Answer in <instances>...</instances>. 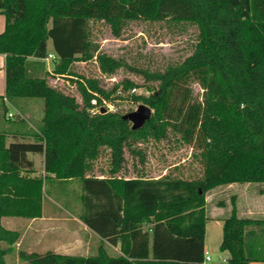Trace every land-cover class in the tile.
Returning <instances> with one entry per match:
<instances>
[{
    "label": "trees",
    "instance_id": "1",
    "mask_svg": "<svg viewBox=\"0 0 264 264\" xmlns=\"http://www.w3.org/2000/svg\"><path fill=\"white\" fill-rule=\"evenodd\" d=\"M0 14L5 18L1 106L6 110V102L17 99L44 103L40 128L25 131L32 141L9 142L6 130L0 129V264H7L20 238L1 219L41 218L46 186L70 182L80 192L78 219L102 240L119 242L121 255L109 256L101 244L86 257L18 251L20 261L202 264L206 195L232 184L264 186V0H0ZM138 20H170L197 31L191 54L180 63L163 71L134 70L145 83L156 84L148 96L131 97L153 111L142 128L131 130L122 114L88 112L94 93L109 98L119 86L135 87L132 81L105 92L95 79H77L80 104L47 84L41 60L48 56L49 41L56 57L53 74L72 77L75 62L95 58L100 72L110 76L123 65L99 51L89 24L103 22L119 38L126 23ZM190 82L202 90L201 101L192 99ZM168 131L199 151V178L120 175L126 173V150L144 164L135 144L165 140ZM100 148L110 157L102 178L93 174ZM30 154L43 157V175L33 176ZM219 251L229 255L220 264L264 262V220L238 217L233 198Z\"/></svg>",
    "mask_w": 264,
    "mask_h": 264
},
{
    "label": "rangeland",
    "instance_id": "2",
    "mask_svg": "<svg viewBox=\"0 0 264 264\" xmlns=\"http://www.w3.org/2000/svg\"><path fill=\"white\" fill-rule=\"evenodd\" d=\"M89 32L91 41L98 46L99 51L119 60L123 66L115 74L108 76L100 72L95 58L87 62H75L71 67L74 75L72 79L70 76L61 77V75L53 74L55 64L52 65L51 63L49 68L53 76L48 73L45 77L47 84L53 87V80L56 76H60L59 85L55 87L64 94L73 96L79 104L81 103V97L77 90V79L80 78L97 80L99 86L105 92H109L114 85L129 80L136 85V94L134 95L148 96L150 88H154L156 84L145 83L143 77L134 70L163 71L167 66L180 63L191 54L197 38L195 28L177 24L170 20L162 22L138 20L126 23L119 38L112 35L108 25L99 21L89 24ZM49 47H52L51 42ZM109 78L115 79V82L108 81ZM188 85L192 91V99L201 101L202 90L200 87L194 82H190ZM127 92L128 89L125 91V96L129 98ZM125 103L126 107L123 109L122 115L133 112L141 104L131 98L127 99ZM43 107L42 99H17L13 104H6V110L2 108L0 103V129L7 130L18 126L24 128V131L28 128L31 132H36L40 128L38 123L41 115H43ZM17 112L20 116L15 115L13 119H10L11 121L7 120L8 113L16 114ZM19 121L21 122L18 123ZM167 137V139L159 142L150 139L147 142L135 144L134 147L140 149L145 156L144 164H140L139 158L133 157L126 150L124 167L126 173L124 175L133 177L138 173H142L150 178L163 175L185 180L199 178L203 171L200 162L195 158L199 151L183 143L180 136L172 131H168ZM93 165L94 175L107 176L110 169V157L106 148H100L99 155ZM36 169L41 170L39 158L36 159ZM45 189L43 209L46 221L27 225V227L34 230H47L43 237L39 239L40 242L32 247L38 253L54 250L55 241L59 238V233H56L54 218H70L68 214L70 211L65 209L64 203L55 196L56 193H52L48 185ZM261 190H264V186L238 185L231 189L221 188L216 190L214 196L208 197V200L210 204L225 201L227 205H230L232 197L236 200L239 196L241 217L248 215L247 208L250 205L251 213L249 215H251V218L264 220V196L260 192ZM46 196H50L52 201L50 202ZM48 218L53 220L49 222ZM24 222L26 223V220L22 218H4L2 225L22 235ZM221 238V229L209 225L207 246L209 247L210 256L213 255L211 250H216L219 246ZM15 248V253L6 257V263L28 264L18 259V251H23L22 244H16Z\"/></svg>",
    "mask_w": 264,
    "mask_h": 264
},
{
    "label": "crops",
    "instance_id": "3",
    "mask_svg": "<svg viewBox=\"0 0 264 264\" xmlns=\"http://www.w3.org/2000/svg\"><path fill=\"white\" fill-rule=\"evenodd\" d=\"M5 29V18L3 15L0 14V34L4 31ZM49 43L47 45V52L48 55H52L54 58H49L48 56L41 60V62L44 64L45 70L47 73H51V70L49 66L56 63V57L53 52V48L49 47ZM4 61H5V56L0 55V96L4 95V90H5V73H4ZM73 79V77H70ZM5 101V100H4ZM6 104H8L6 102ZM27 113V110H26ZM41 118L39 120V126H41ZM18 127V126H17ZM17 127L14 126L12 129H7L6 133L8 135V141H13V139L18 138V139H27V141H32L31 135L28 137V133L25 131H21L20 129L17 130ZM27 132L30 130L27 128ZM27 134V135H26ZM26 135V136H24ZM29 158L34 162V169L35 173L33 176H40L43 175V157L39 155H29ZM39 158L41 161V170L36 169V159ZM142 174V173H141ZM166 174V173H165ZM125 179L129 178H134L133 177H127L123 173H120ZM143 175V174H142ZM141 175V176H142ZM97 177L102 178V174L96 175ZM164 176V175H163ZM163 176H156L153 178H150L148 176L143 177L145 179L149 180H157ZM244 185H249V184H244ZM238 186V184H232L229 186H224V187H219L216 188L212 191H210L206 197H205V213H206V223H205V231H204V243H203V257L205 258V255L208 254L210 257V261L207 264H220V263H225L228 260V253L227 252H220L219 251V246L217 247L216 250H211L213 253L212 256L209 254V247L207 246V232H208V226L213 225L217 229H221L222 232V225H223V220L229 215L230 210H231V204L227 205V203L224 201L223 203L218 202L216 204L211 203L208 200V197L214 196L216 190L221 189V188H226V189H231L235 188ZM242 186V185H240ZM50 191L52 193H56L55 196H57L58 199H60L64 203V207L66 210L70 211L68 214L70 215V218H57L55 217V224H56V233H59V238L56 239L55 245H54V250H51L50 252L60 254V255H65V256H90L94 255L97 252L98 247L103 244L106 252L109 254V256L115 257V256H120L121 251H120V244L119 242L117 244H110L106 240H102L99 238L95 233H93L91 230H89L79 219H78V214L80 210V205L77 199V195H79V188L75 182H70L66 183L64 185H59L58 183H54L50 186ZM211 193V194H210ZM52 195V194H51ZM241 196V194H239ZM264 196V194H263ZM52 201V198L50 196H46ZM238 197L235 200V205L237 209V215L240 218H251V209L249 208L250 205H248V215L245 217H241L242 213L240 211V206L238 202ZM233 198V197H232ZM44 204H45V197L43 199V204H42V217L37 218V219H32V220H26V223L24 222V231L23 234L20 235L19 238V245L22 244L23 246V251L27 253H38L35 250H33V246L38 244L40 242L39 239H41L44 235V233L47 232L45 229H31L27 227V225L33 224V223H42L45 220V214H44ZM4 218L1 219V223ZM49 222H51V218H48ZM18 222V221H17ZM52 224V223H51ZM149 226H143V231H147ZM8 230H11L10 228H6ZM17 243V244H18ZM220 245V244H219ZM47 252V251H46ZM210 252V253H211ZM43 253H38V254H44ZM204 260V259H203ZM136 261V260H133ZM139 261V260H138ZM136 263V262H133ZM249 264H264V262H250Z\"/></svg>",
    "mask_w": 264,
    "mask_h": 264
},
{
    "label": "built area",
    "instance_id": "4",
    "mask_svg": "<svg viewBox=\"0 0 264 264\" xmlns=\"http://www.w3.org/2000/svg\"><path fill=\"white\" fill-rule=\"evenodd\" d=\"M48 57L54 58L52 55H48ZM50 75L53 76L52 73H50ZM59 77L60 76H56L55 79L53 80L54 88H56L55 86L59 85L58 84V82L60 81ZM108 81L115 82V79L109 78ZM125 91L127 90H123L122 87H118L116 91L110 95L109 98H106L100 94L94 93L93 98L90 99L91 107L88 109L89 114L92 116L100 115L102 114L101 113L102 111L104 112V114L106 113L122 114L123 109H125L126 107L125 101L131 98L134 94H136V88L133 87L131 89H128L127 94L129 95V98L125 96ZM15 115L20 116L18 112L16 114L8 113L7 120L13 119ZM209 261H210V257L208 254H206L202 264H207Z\"/></svg>",
    "mask_w": 264,
    "mask_h": 264
},
{
    "label": "water",
    "instance_id": "5",
    "mask_svg": "<svg viewBox=\"0 0 264 264\" xmlns=\"http://www.w3.org/2000/svg\"><path fill=\"white\" fill-rule=\"evenodd\" d=\"M101 113L104 114L103 111ZM152 113L149 107L140 104L135 111L122 115V119L128 121L131 124V130L135 131L150 120Z\"/></svg>",
    "mask_w": 264,
    "mask_h": 264
}]
</instances>
